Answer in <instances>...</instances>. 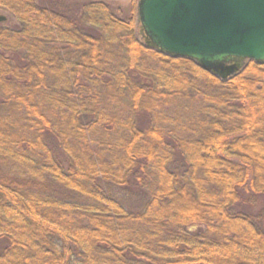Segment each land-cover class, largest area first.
Wrapping results in <instances>:
<instances>
[{
  "label": "trees",
  "instance_id": "trees-1",
  "mask_svg": "<svg viewBox=\"0 0 264 264\" xmlns=\"http://www.w3.org/2000/svg\"><path fill=\"white\" fill-rule=\"evenodd\" d=\"M137 1L0 0V264H264V65L145 47Z\"/></svg>",
  "mask_w": 264,
  "mask_h": 264
},
{
  "label": "water",
  "instance_id": "water-1",
  "mask_svg": "<svg viewBox=\"0 0 264 264\" xmlns=\"http://www.w3.org/2000/svg\"><path fill=\"white\" fill-rule=\"evenodd\" d=\"M136 11L145 47L222 81L264 65V0H138Z\"/></svg>",
  "mask_w": 264,
  "mask_h": 264
},
{
  "label": "rangeland",
  "instance_id": "rangeland-1",
  "mask_svg": "<svg viewBox=\"0 0 264 264\" xmlns=\"http://www.w3.org/2000/svg\"><path fill=\"white\" fill-rule=\"evenodd\" d=\"M35 1L40 6L74 17L80 13L81 7L84 4H87L88 2L94 0H35ZM107 3L112 8V11L120 18H124L127 12L129 11L130 0H107ZM0 16L6 18L5 22L0 23V26L12 27L16 25V23L6 13L0 12ZM175 102H178V105L176 106L181 109V113L183 115L188 116L191 112H192L191 116L196 114L195 104L193 102L185 101L182 98H177ZM186 107H188L189 110H186L185 109ZM254 211H256L257 213H260L262 211L264 212V199L261 200V203L255 208ZM197 230L198 227L196 226L190 228L191 232H195Z\"/></svg>",
  "mask_w": 264,
  "mask_h": 264
}]
</instances>
